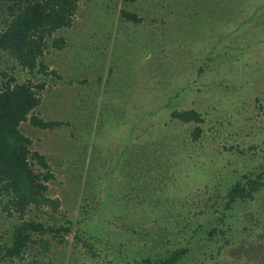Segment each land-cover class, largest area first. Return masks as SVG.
<instances>
[{
  "label": "rangeland",
  "instance_id": "374dc122",
  "mask_svg": "<svg viewBox=\"0 0 264 264\" xmlns=\"http://www.w3.org/2000/svg\"><path fill=\"white\" fill-rule=\"evenodd\" d=\"M56 37L64 46L40 57L55 75L0 53V82H43L32 113L63 122L19 130L60 203L25 217L69 230L34 235L0 264H147L180 247L175 264H264V185L224 207L264 165V0H77ZM189 108L203 118L195 141L193 123L169 118ZM15 221L1 213L0 233Z\"/></svg>",
  "mask_w": 264,
  "mask_h": 264
},
{
  "label": "trees",
  "instance_id": "16d2710c",
  "mask_svg": "<svg viewBox=\"0 0 264 264\" xmlns=\"http://www.w3.org/2000/svg\"><path fill=\"white\" fill-rule=\"evenodd\" d=\"M76 8L77 0H0V53L32 75H55L54 70H47L40 57L47 44L57 49L64 46L62 38L50 37L55 30L70 26ZM119 13L120 18L131 23L141 21V17L134 12L121 9ZM1 75L6 79L0 82V215L4 213L6 217L16 219L7 233H0V262H4L22 258L26 247L34 242V235L41 236L47 232L58 235L67 233L69 228L67 223L55 226L33 216L25 217L31 209L53 217L52 213L60 203L57 198L46 195V182L53 174L48 169L45 156L31 150V140L19 130L20 123L24 121L40 129H52L63 122L45 120L32 113L40 103L37 90L42 89L43 82L32 83L27 79L18 83L12 75L5 72H1ZM169 118L193 123L190 131L192 141L200 136L199 124L203 118L197 110L172 109ZM33 164L38 170L32 168ZM260 168L263 170L241 174L230 185L224 196L225 208L237 200L252 199L254 193L264 185V165ZM48 209L50 213L46 212ZM213 231L210 229L209 234ZM185 250L180 247L162 257L150 259L145 256L139 261L175 264Z\"/></svg>",
  "mask_w": 264,
  "mask_h": 264
}]
</instances>
